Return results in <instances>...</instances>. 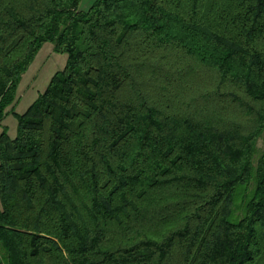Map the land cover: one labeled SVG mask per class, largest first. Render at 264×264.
Masks as SVG:
<instances>
[{"label": "trees", "instance_id": "16d2710c", "mask_svg": "<svg viewBox=\"0 0 264 264\" xmlns=\"http://www.w3.org/2000/svg\"><path fill=\"white\" fill-rule=\"evenodd\" d=\"M0 0V264H264V0ZM263 146L259 147V142Z\"/></svg>", "mask_w": 264, "mask_h": 264}, {"label": "rangeland", "instance_id": "374dc122", "mask_svg": "<svg viewBox=\"0 0 264 264\" xmlns=\"http://www.w3.org/2000/svg\"><path fill=\"white\" fill-rule=\"evenodd\" d=\"M94 1L83 0L80 9L87 10ZM67 61L68 55L56 52L52 43L47 42L42 46L33 63L22 76L15 102L8 108L9 112L0 124V133L6 129L11 137L17 136L19 119L16 113L24 114L27 111L29 106L47 89L52 77L66 67ZM262 146L263 142L260 141L259 147Z\"/></svg>", "mask_w": 264, "mask_h": 264}]
</instances>
